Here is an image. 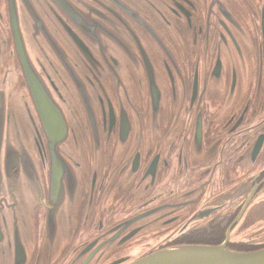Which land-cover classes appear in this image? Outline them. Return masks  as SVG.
I'll return each mask as SVG.
<instances>
[{"label": "flooded vegetation", "instance_id": "1", "mask_svg": "<svg viewBox=\"0 0 264 264\" xmlns=\"http://www.w3.org/2000/svg\"><path fill=\"white\" fill-rule=\"evenodd\" d=\"M84 1L106 34L122 28L136 64L120 90L100 65L102 90L88 106L36 53L22 24L67 120L58 145L67 232L61 243H42L51 151L17 60L10 0H0V264H125L180 243L264 246V0H233L234 16L212 23L210 0ZM47 2V12L89 41L83 20ZM89 48L102 60L95 44ZM15 147L20 156L6 161ZM25 161L39 188L23 181ZM20 188L39 193L24 197Z\"/></svg>", "mask_w": 264, "mask_h": 264}, {"label": "water", "instance_id": "2", "mask_svg": "<svg viewBox=\"0 0 264 264\" xmlns=\"http://www.w3.org/2000/svg\"><path fill=\"white\" fill-rule=\"evenodd\" d=\"M21 1V8H18V5L12 4L10 0V24L14 47L28 92L48 137L51 151L50 202L46 204L48 205L47 224L43 231L42 243H61L67 232L66 226L63 228L61 225L59 215L63 198L64 174L62 164L65 159L59 153L58 145L66 137L67 120L62 106L54 97L50 86L29 53L22 24L36 53H39L50 63H54L52 69L59 80L64 86L65 83L75 86L88 106L91 105L90 100L97 101L102 90L100 78L98 82L96 81L98 72L100 73V65L107 66L115 78L117 89L120 90V87L123 88L125 85L124 80L129 79L131 73L128 64L136 63L132 58L131 50L123 40L122 28H117L114 35L106 34L111 29L103 27L104 21L100 17H94L95 10L90 3L84 0L81 1V4L71 0H55L74 23H77V20L84 21L85 29L82 27V33L85 35L84 37L89 39L85 42L83 38L77 36L76 31L72 30L63 19H59L61 16L56 10L52 9L54 13L47 12L46 6L52 8L47 0ZM232 2L233 0H210L208 22L212 23L211 17L234 16L231 10ZM19 10L22 14L21 20L18 14ZM213 24L215 25L217 22L213 20ZM96 32L97 35L101 32L104 36L94 37ZM241 32L245 40L244 30H241ZM92 43L99 49L102 60L89 48ZM241 47L238 42L232 47L231 53ZM97 64L96 69L94 66ZM103 73L104 76L101 77V80L106 82L107 74L105 71ZM64 77L71 81L63 80ZM65 88L67 87L65 86ZM89 110L93 112V108H89ZM0 124L1 138L2 123ZM27 151L24 150L25 153ZM9 155L19 157L20 152H17L16 147L13 150L7 149L6 161H8ZM25 162L23 181L34 183L32 179L37 177L36 173H32L30 163ZM2 177L0 172V178L2 179ZM34 185L39 188L36 183ZM27 191L35 195L39 193L31 189L20 188V192L24 193V197ZM259 208L263 211L264 204L259 205ZM260 209L256 210L260 212ZM71 214L70 211V217ZM69 226L71 227V221ZM125 264H264V246L255 249H236L229 247L227 243H180L150 249Z\"/></svg>", "mask_w": 264, "mask_h": 264}, {"label": "trees", "instance_id": "3", "mask_svg": "<svg viewBox=\"0 0 264 264\" xmlns=\"http://www.w3.org/2000/svg\"><path fill=\"white\" fill-rule=\"evenodd\" d=\"M244 247H246V245Z\"/></svg>", "mask_w": 264, "mask_h": 264}]
</instances>
